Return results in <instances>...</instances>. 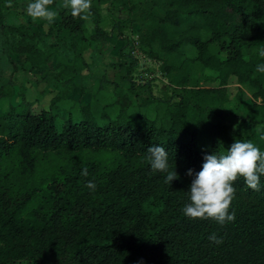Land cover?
Instances as JSON below:
<instances>
[{
	"label": "trees",
	"instance_id": "16d2710c",
	"mask_svg": "<svg viewBox=\"0 0 264 264\" xmlns=\"http://www.w3.org/2000/svg\"><path fill=\"white\" fill-rule=\"evenodd\" d=\"M7 1L0 0L2 44L8 56L24 58L9 57L5 80L0 70V264H264V176L259 191L243 177L234 183L232 222L183 214L194 179L187 171L202 169L205 152H225L245 138L264 151V73L255 70L264 63V0H110L139 23L138 47L160 61L172 92L162 98L146 84L142 96L131 76L133 58L115 78L117 90L98 87L60 128L57 102L68 90L56 92L39 111H32L24 85L20 99L11 101L18 66L50 78L43 65L56 50L42 42L31 17L29 23L4 22ZM100 1H92L87 36L84 20L70 8L58 10L54 25L77 38L69 42L72 61L57 58L53 83L72 88L87 66L84 42L109 34L99 25ZM230 76L253 91L252 99L240 92L227 108ZM124 81L129 94L120 88ZM113 105L118 110L112 115ZM260 123L256 140L248 128ZM152 145L168 151L169 171L178 175L172 182L165 183L167 172L152 171ZM213 233L221 243L209 239Z\"/></svg>",
	"mask_w": 264,
	"mask_h": 264
},
{
	"label": "rangeland",
	"instance_id": "374dc122",
	"mask_svg": "<svg viewBox=\"0 0 264 264\" xmlns=\"http://www.w3.org/2000/svg\"><path fill=\"white\" fill-rule=\"evenodd\" d=\"M94 1V0H92ZM63 1H58L55 5L50 7L56 10V16L52 22L46 20H35L39 25L40 38L46 46L51 45L55 48L56 52L49 58L43 69L47 71L51 78V73L55 69V62L57 58L62 61H72L71 56L72 48L69 45L72 39L76 41L77 34L69 33L68 31L61 30L54 25L55 21L59 18L58 10L61 7L57 5L62 4ZM7 6L2 9L3 21L10 23H29L30 16L27 15L25 9L27 0H11V7ZM99 13V25L101 28L109 32L103 39H92L84 42L82 56L87 61L86 68L80 74H76L72 79V88L67 89L61 81L54 83L47 79L43 80L42 75L35 72L24 70L22 67L14 71L13 77L15 79L14 94L11 96V101L16 102L20 99L18 88L20 85L26 87L25 98L31 101L32 111H39L41 108L49 104L51 97L60 90H68L64 98L57 102L62 108L61 116L56 120L57 128H60L63 120L67 117L68 113L76 115L79 112V107L82 104L91 101V94L98 90V87L104 91L117 90L114 86V81L119 73L126 70V66L130 64L132 59L135 62L131 68V76L137 82L134 85L142 96L146 94L144 89L145 85L150 86V90L154 95L165 98L169 97L172 92V87L168 83L164 72L160 68V61L158 59L148 57L138 47L137 33L140 25L137 22L129 20V13L122 6L110 0L100 1L97 4ZM52 24V26H51ZM93 20L85 21V27L82 29L85 36L93 30ZM32 26L36 27L32 24ZM58 29L60 31H58ZM14 43V41H12ZM7 48L2 44L0 36V70L2 78L5 80L11 70L9 57L13 59L22 60L23 54H7ZM205 73H214L212 69L206 68ZM41 75V76H40ZM47 76V75H46ZM41 77V79H40ZM139 83V84H138ZM216 82H206L205 85H215ZM21 87V86H20ZM242 87V88H241ZM120 88L128 93V83L122 82ZM228 101L224 106L231 108L235 105L236 96L240 94L252 99L253 88L247 83L239 84L234 76H230L226 83ZM39 89V90H38ZM129 94V93H128ZM172 99H177L172 95ZM117 105L109 107V112L113 115L117 112ZM241 125L247 128L246 122H241ZM248 131L254 135V139L260 140V132L263 131V123H260L253 128H248ZM245 140L253 139L245 138ZM14 264H25L24 262H15Z\"/></svg>",
	"mask_w": 264,
	"mask_h": 264
},
{
	"label": "clouds",
	"instance_id": "9594fccd",
	"mask_svg": "<svg viewBox=\"0 0 264 264\" xmlns=\"http://www.w3.org/2000/svg\"><path fill=\"white\" fill-rule=\"evenodd\" d=\"M54 0H27L26 13L34 21L46 20L52 22L56 10L51 8ZM11 7V0H9ZM92 0H63L57 7L71 9V15L84 21H90ZM259 56L264 58V47L259 49ZM256 72L264 73V63L256 65ZM150 154L147 159L153 172H167L165 183L178 178L176 171H169V153L162 145H152L147 149ZM189 176L194 175L190 184L189 199L183 207V214L190 219H213L220 225L235 220V212H230L231 203L236 194L234 183L243 177L246 186L252 190H260V179L264 176V151L251 140L236 139L225 152H205L202 169L194 172L188 169ZM82 175H88L84 168ZM86 187L96 190L94 181H89ZM209 239L221 243L213 233Z\"/></svg>",
	"mask_w": 264,
	"mask_h": 264
}]
</instances>
